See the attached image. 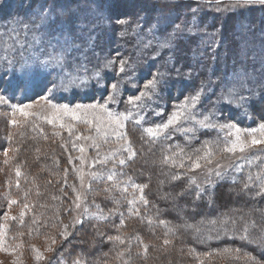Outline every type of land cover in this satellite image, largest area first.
Listing matches in <instances>:
<instances>
[{
	"label": "rangeland",
	"instance_id": "374dc122",
	"mask_svg": "<svg viewBox=\"0 0 264 264\" xmlns=\"http://www.w3.org/2000/svg\"><path fill=\"white\" fill-rule=\"evenodd\" d=\"M7 1L0 0V4ZM19 1L11 0L12 3H9V7L6 8L16 6ZM52 1L57 4V11L61 16L66 14L81 18L93 15L92 17L100 21L103 18L110 17L113 23H120L123 14L128 16L127 12H129L131 16L123 18L122 21L126 18L138 20L142 25L145 21L152 22L151 31L169 26L166 29H174L169 34L172 41L178 40L184 34L209 33L214 40L211 41V44H206L209 46L214 45L220 53L225 51V47H228L227 42L230 37L233 39L235 36V41L239 42L238 45H240L239 48L242 53L237 59V63L244 64L243 62L248 56V61H251V64L255 66L256 63L255 70L259 72L258 74L263 75L261 78L253 77L249 79L247 75L250 71L246 72L244 65L238 67L236 62L231 63L228 61L231 64L224 63V58L222 56V58L217 57L219 55L215 52L216 60L223 61L222 65L224 64L221 71L216 70L217 62H214V73L217 75L213 77V68L208 69L207 79L202 84L201 90L199 89L193 94L191 93L193 86L190 85L182 97L176 99L171 95L170 84L175 85L176 82L178 85V69L180 70V68L174 65L172 57H168L171 69L158 71V66L157 69L153 67L148 69V64L140 63V60L137 59L135 62L140 63L139 68L136 69L134 67L136 64L130 62L129 70L125 66L123 72L120 71L121 62H118L116 58H112L98 66L62 67V71H59V73L44 78L48 82L53 77V83L57 86L55 92H50L53 85L46 90L42 83L39 86L38 81L43 79V68L60 66L55 64L46 65L44 63L46 59L41 61L42 70L38 52L30 48V51L22 53L24 60L19 67L8 69V65L5 63V61L9 62L7 52L8 50L13 51L14 47H10V43L6 40L7 35H5L4 41L0 39V78L6 70L7 76L11 77L5 82L10 80L12 83L18 84L19 81L16 78L21 77L28 84L26 91L17 85L15 90L9 89L7 93L5 87L0 89V94L7 98L6 104H0L4 106V109L0 110V128L6 139L4 140L3 149H0V264H73L74 261H79V264H87L86 258L81 253H75L71 257H67L64 253L71 248L70 244H78L77 237L82 236L83 230H78L77 227L83 221L88 226L93 224L91 226L94 229L96 227L102 234L104 244L115 242L121 244L122 247L118 251L119 256L117 258L119 262H116V264H134L129 262L127 249L130 248L132 242V240H129L132 233L130 232L132 230L130 228L131 222H136L137 227L142 226L140 223H143V220L139 219L143 215L144 204L140 200L141 191L139 186L143 185L123 175V166L130 160L131 151H134L126 135L125 125L127 119H124V117L132 113L128 120L134 118L146 129L150 127L155 129L158 125L167 123L173 116H177L178 118L174 124L165 129L159 136L170 131L172 127L183 131L189 128L199 130L200 127L196 126L194 121L203 119L205 116L210 117V122L216 125L223 136L227 137V142L224 143L225 145H219L222 147L215 151L204 149L208 157L206 162L201 159L202 157L192 158L190 174L194 175L196 180L203 185L212 184L218 179L215 176L216 170L222 171L224 173L223 177L234 176V173L240 171L243 163L252 162L254 158H257L256 156L264 151L262 145L247 149L243 153L240 151L228 153L224 151V148L231 146L233 143H237L238 147L236 141L237 128L240 130L239 136L243 141H249L253 136L257 139H264V130L259 127L264 124V117H260L261 113L259 111H257L258 115L253 112L254 122L250 127H246L251 123V117H249L248 110L244 108L245 102L243 104L242 99L237 97V93L243 92L245 89L251 92L252 90L258 91L264 96V43L260 44L262 50L255 52L254 60L250 57L251 52H249L252 44L254 45L256 41L252 40L253 35L256 37V34H259L261 39L264 40V3H261L260 0L238 5L234 3V0H116V3L122 4L123 8L125 7L127 10L123 14L116 13L119 16L116 19L114 12L109 15V2L101 7L105 9L101 12L94 5H90L91 9L86 10L87 5L85 3H88V0H57L58 2L48 0L47 3L53 8L54 3ZM49 5L45 10H50ZM119 14L123 16L121 17ZM228 19L232 21L229 25L228 21L226 22ZM91 21L96 22L92 19ZM225 22L226 25H224ZM140 23L137 24L136 31H138ZM98 24L96 22L94 25L98 26ZM232 34L234 35L232 36ZM148 36L151 37L152 35ZM14 37L20 39L17 32H15ZM30 39L32 40V37ZM116 44H120V42L117 43L116 40L114 45ZM165 46L167 45L165 44ZM170 48L172 53L174 43L172 46L170 45ZM121 50L128 51L129 49L122 47ZM191 55L194 57V54ZM136 56H138V53H136ZM203 57L205 56L202 55L199 58L200 62L198 63L201 68L205 60ZM109 61H112L111 65H109ZM147 71L152 72L150 78L141 79L140 74L145 76ZM96 72L100 73L99 77L95 76ZM218 72H221V74H218ZM121 73L122 77L117 78L121 81L116 84L113 81V75ZM68 74L79 76L84 83L78 86L69 84ZM46 75L48 74L46 73ZM154 77L160 81L155 91H149L148 97L143 98L138 107L129 104V97L139 96L145 90V84ZM185 81H187L186 78ZM3 84L5 86V83ZM37 84L41 95L32 98L31 96ZM114 84L118 87L115 95H113L112 90ZM242 84L243 87H241ZM233 89L235 91L232 92V99L229 102L225 97ZM197 93L200 95L195 107H189L185 110L182 106L185 104L186 98ZM8 94L13 96L8 97ZM44 97H49V99H44ZM219 103L225 108L220 110ZM13 105L17 107L14 109ZM62 105H67L68 110L62 109L60 107ZM77 105H95L96 107L77 109ZM100 105L105 107L101 108ZM20 108H24V111L28 112L29 115L27 117L22 115L19 111ZM149 111V120L150 123H154L153 125L146 123L145 114H148ZM261 115H264V113ZM116 116H120L119 123L116 122ZM237 119L241 120L242 125L237 123ZM12 120H16L17 123H10ZM2 123L4 127H2ZM224 125L229 127H222ZM253 129H256V131L252 132ZM20 130L27 131L23 134L22 139L38 140L40 138V143L34 144L32 150L34 155L44 151L45 146L48 147L46 142L54 141L56 143L57 155L55 158L59 160L57 162L62 167L59 173L61 177H58V180H60L55 182L54 188H58L64 195L60 196L61 200L59 199L61 209L56 211V214H59V221L51 222L52 215L54 216L55 212L47 215V211L40 209L42 207V205L40 206V198L43 192L40 190L39 181L36 179L34 171H40L41 166L36 163L32 165L22 164L20 161L17 163L14 158L17 155L16 153L19 152V148H16L15 144L9 143L13 132ZM58 146H61L60 149ZM5 150H7V155H5ZM60 153L64 156V160L59 156ZM120 160H125V163L120 165ZM33 161L35 162L34 159ZM95 161L104 162L95 163ZM193 162H198L201 166L195 168ZM237 167H239V171ZM17 171H19V175H17ZM69 172L72 175L68 174ZM109 175L113 176L111 181L107 179ZM102 181L107 184L113 183L118 192L123 194V201L126 204L124 208L129 214L124 213L122 207H120L118 213V211H115L118 208L107 209L100 204L101 201L100 203L98 200L94 201V194L99 188V194L112 198L110 197V187L106 186L107 184L104 185L105 182ZM134 185L137 187H134ZM77 196L80 197L79 200H77ZM143 196L145 198L144 189ZM53 199L56 200L54 197ZM10 201H15V203H10ZM129 201L134 203L130 204ZM63 209H66L65 213H62ZM135 209L139 210V215L135 214ZM116 214L118 220L113 227L120 230L118 234L106 231L105 228L107 229L108 225L106 223L94 224L97 221H106L110 216ZM127 216H132L133 220L127 222ZM78 221H81V223H78ZM134 236L136 235L134 234ZM110 237H119L120 239H109ZM135 238L139 245L138 247L134 245L133 248L143 252L144 255L147 252L151 253V249L154 248L151 243L154 242L161 250H172L175 247L173 241L164 235H161L158 239H152L147 237L146 233L141 232L139 237L136 236ZM165 241L169 243H165ZM149 244L151 248H149ZM181 255H185L187 259L189 257L193 258L192 264H201L207 260L208 262L212 261L208 256L204 257L186 250ZM61 256H64L63 259ZM231 256L227 258L239 257L235 253H231ZM141 258L144 257L141 256ZM243 258H245L243 264H264V261L261 260H253L247 256Z\"/></svg>",
	"mask_w": 264,
	"mask_h": 264
},
{
	"label": "trees",
	"instance_id": "16d2710c",
	"mask_svg": "<svg viewBox=\"0 0 264 264\" xmlns=\"http://www.w3.org/2000/svg\"><path fill=\"white\" fill-rule=\"evenodd\" d=\"M47 1L20 0L16 6L11 8H6L9 7V3H12L11 0L0 4V39L4 41L5 35H7L6 40L10 43V47H14L13 51L8 50L7 52L9 62L5 61V63L8 65V69L20 66L24 60L22 53L30 51V44L32 45L31 48L39 54L40 66L42 65L41 61L48 59V54L55 51L56 53H63V67L98 66L108 59L116 58L118 62L126 61L127 70H129V63L132 62L136 64L134 65L136 69L139 68L140 63H146L149 65L148 69L158 66L159 71L161 69H171L168 62L170 56L174 65L180 68V70L178 69V85L175 81V85L170 84L171 95L179 99L190 85L193 86L191 92L193 94L197 90H201L202 84L207 79L208 69L213 68V71L211 70L213 77L217 75L214 73L216 62V70L221 71L224 65H222L223 61L224 63H237V59L242 54L239 48L240 45H238L239 42L235 41V36L233 39L230 37L227 42L228 47H225V51H221V49L220 53L214 45L209 46L206 44H211V41L214 40L209 33L184 34L178 40L172 41L169 34L174 29H166L169 26L165 28L160 26L161 28L151 31L150 26L153 23L149 21H145L142 25L138 20L127 18L123 20L125 23H113L110 17L103 18L100 21L92 17L93 15L81 18L66 14L61 16L57 11V4L52 1L54 3L52 8ZM87 2L85 3L87 5L86 10L91 9L90 5H94L98 11L102 12L105 9L101 7L109 2V15L112 12L115 14L127 12L122 4L116 3V0H88ZM48 5L50 10H45ZM127 13L128 16H131L129 12ZM123 15H120L123 16L121 21L123 18L128 17L126 14ZM117 18L119 16L116 14ZM91 19L99 23L98 26L94 25L96 22L91 21ZM226 22L228 25L232 23L230 19ZM226 22L224 25L227 24ZM138 23L141 25L136 31L135 28H137ZM123 28L125 29L123 30ZM14 31L18 33L20 39L14 37ZM149 31L151 32L149 33ZM148 35L152 36L149 37ZM30 37H32V40ZM33 37L40 42L35 43ZM116 40L120 44L114 45ZM252 40H256L254 45L251 42L252 48L249 51L251 52L250 57L253 58L255 52L262 50L260 44L264 43V40L261 39L259 34H256V37L253 35ZM172 42L174 43V49L171 53L172 49L170 48V50L169 47L172 46ZM52 45L55 46V49ZM122 47H125V49L127 47L129 50H121ZM135 52L138 53V56ZM215 52L219 55L217 57L222 56L224 58L222 62L216 60ZM191 54H194V57ZM202 55L205 56L203 57L205 60L201 68L198 63ZM137 59L140 60L139 64L135 62ZM250 62L247 56L243 62L244 64H237L238 67L244 65L246 72L250 71L247 78H261L263 75L260 76L259 72L255 70L256 63L254 66ZM55 68L42 69L43 79L38 81L39 86L42 83L47 90L53 85V77L48 82L44 78L62 71V67ZM151 73V71H147L145 76L140 74V77L141 79L150 78ZM7 74L5 70V74H1L0 78V89L5 87L6 93L9 89L15 90L17 85L10 80L5 82L11 77ZM218 74H221V72H218ZM121 75L122 73L113 75V81L116 84L120 83L121 79L117 78L122 77ZM185 78L187 81L184 82ZM3 83H5V86ZM181 83L182 85H180ZM39 89L37 84L31 96L32 98L41 95ZM12 96V94H8V97ZM237 97L243 98V104L245 102L244 108L248 110L249 117H251V123L246 127H250L254 122L253 112H256L257 115V111L261 114L264 113V96L258 91L252 90L251 92L245 89L243 92L237 93ZM219 108L221 110L225 106L220 104ZM3 109L4 106L0 105V110ZM147 113L145 114L146 123L153 125L154 123H150L149 120L150 111ZM261 114L260 117H264ZM237 123L242 125L240 119H237ZM2 127H4L3 123ZM125 129L135 156L123 166V175L146 186L144 187V195L148 201L147 204H143V215L139 217L141 221L143 220V223H140L142 226L137 227L136 222L130 224V228H132L130 232L132 233L129 240H132V242L130 248L127 249L130 263L192 264L193 258L189 257L187 259L185 255H181L184 254L185 250L212 259L211 262L207 260L201 264H243V260H245L243 257L245 256L253 260L264 261V194L260 193L261 187L264 186V151L256 156L257 158H254L251 163H243L240 171L234 173V176H224L218 178L212 184L203 185L196 180L194 175L190 174L192 158L202 157L201 159L206 162L208 157L205 150L215 151L222 147L219 145H225L227 137L223 136L218 128L200 127L199 130L194 128V131L189 133L172 127L170 131L162 136L151 137L145 131V127L137 123L134 118H131L127 119ZM26 132V130H20L12 134L9 144H15L16 148H19V152L16 151L17 155L14 158L17 163L20 161L22 164L32 165L36 163L41 166L40 171H34L36 179L39 181L40 190L43 192L40 198V206L42 205L40 209L47 211V215L55 212L54 216L52 215L51 222L59 221V214L57 215L56 211L61 209L60 196L63 194L54 186L55 182L60 180H58V177H61L59 173L62 166L58 163L59 160L55 158L57 155L56 143L54 141L46 142L48 147L45 146L44 151L34 155L32 152L34 144L40 143V138L38 140L22 139L23 134ZM4 135L0 128V149H3L4 140H6ZM60 147L58 146L59 149ZM19 155L22 157L20 158ZM59 156L63 160L65 159L61 153ZM181 165L183 166L181 167ZM174 176L178 178L174 180ZM249 177H251V180H249ZM27 179L29 178L27 177ZM106 184L105 182L104 185ZM246 184L249 185L247 188L245 187ZM111 185L114 184L111 183L106 186L110 187V197L112 198L99 194V188L94 194V201L98 200L99 203L101 201L100 204L107 209L118 208L115 210L118 213L120 207L125 211L126 204L123 201V194L118 192L115 185V187ZM201 188L204 189L203 192L200 191ZM48 199L50 201H47ZM65 210L63 209L62 213H65ZM124 213L129 214L126 211ZM131 217L127 216V222L133 220ZM117 220L118 215L116 214L110 216L106 221H97L94 224L106 223V225L108 224L107 229L105 228L106 231L118 234L120 230L113 227ZM161 221L164 223H161ZM224 221H227V223H223ZM89 225L83 221L77 227L78 230H83L82 236L77 237L78 244L69 243L71 248L64 252L67 257L74 256L75 253H81L86 258L87 264H116V262H119L117 258L119 256L118 251L122 247L121 244L117 242L104 244L102 234L96 227L94 229L91 226L93 224ZM189 225L191 227H188ZM139 232L146 233L147 237L152 239H158L161 235L167 236L173 241L175 247L172 250H161L154 242L151 243V246L154 247L151 249V253L147 252L144 255L143 252L133 248L134 245L135 247L139 245L135 238L136 236L139 237ZM245 236H247V239L242 238ZM149 248H151L150 244ZM231 253H235L239 257L227 258L231 256ZM141 256L144 258L142 259ZM63 257L61 256L62 259Z\"/></svg>",
	"mask_w": 264,
	"mask_h": 264
},
{
	"label": "snow or ice",
	"instance_id": "6c2138e0",
	"mask_svg": "<svg viewBox=\"0 0 264 264\" xmlns=\"http://www.w3.org/2000/svg\"><path fill=\"white\" fill-rule=\"evenodd\" d=\"M252 2H253V0H234V3L237 4V5L238 4H241V3H243V4H249V3H252ZM260 2L261 3H264V0H260ZM120 23H125V22L124 21H120ZM33 40L37 44L40 42L35 37H33ZM29 47L31 48L32 45L30 44ZM52 47H53V49H55V46L54 45H52ZM63 59H64V56H63V53L62 52L61 53H56L55 51H53V52H51V53L48 54V59L44 63L46 65H48V64H55V65H58L60 67H63L64 66L63 63H62ZM108 63H109V65H111L112 64V61H109ZM125 65H126V61H121V66H120V71L121 72L124 71ZM99 75H100L99 72H96L95 73V76L96 77H99ZM16 80L19 81V83L17 84V86L18 87H21L22 90L26 91L27 88H28L27 82L24 81L23 78H21V77H17ZM68 80H69V84H71L73 86H78V85H81V84L84 83V81L79 76H72L71 74H68ZM159 82L160 81L158 80V78H155V77L153 79L149 80L145 84V86H144L145 90L143 92H141V94L139 96L129 97L128 103L131 104V105H133V106L138 107L139 106V102L143 98L148 97L149 91H153V92L155 91L156 86H157V84ZM243 86L244 85L242 84L241 87H243ZM56 87L57 86L55 85V83H53V87H52V89H50V92H55ZM112 90H113V95H115L116 92L118 91L117 85H115V84L112 85ZM233 91H235V90L234 89L231 90L229 92V94L225 97L229 102H231L232 92ZM199 95L200 94L197 93L196 95H194L192 97L186 98L185 104L182 107L185 110L188 109L189 107H195L197 101L199 100ZM44 99H49V97H44ZM241 99H243V98H241ZM6 103H7V99L3 95H0V104H6ZM12 107L15 109L17 106L16 105H13ZM53 107H55V105H53ZM60 107L62 109H64L65 111L68 110V106L67 105H62ZM81 107H93L94 108L96 106L95 105H92V106H81V105H77L76 106L77 109H79ZM100 107L101 108H104L105 106L104 105H100ZM19 111L25 117H27L29 115L28 112H25L24 111V108H20ZM131 115H132V113H129L128 116L124 117V119L130 118ZM181 115H182V113H181ZM177 118H178L177 116H173L172 118L169 119V121L167 123H165L163 125H158L155 129H153L151 127L150 128H147L145 131L151 137H157L162 132H164L165 129L170 128L174 124V122H175V120ZM115 119H116V122L119 123L120 116H116ZM49 122H51V121H49ZM10 123L16 124L17 121L16 120H12V121H10ZM137 123H139V121H137ZM194 124L196 126L203 127V128H214V127H216L215 124H213V123L210 122V117H208V116H205L203 119H200V120H195L194 121ZM222 127H229V126L228 125H224ZM259 127H260L261 130H264V124H261ZM184 131L190 133V132H193L194 131V128L185 129ZM255 131H256V129H253L252 130V132H255ZM236 132L238 133V135L236 137V141L238 142V147H237V143H233L231 146H228V147H225L224 148V151L225 152L234 153L236 151H240L241 153H243L245 150L250 149V148H254V147L258 146V145L264 146V139H257V138H255L253 136V137H251V139L249 141H243V140L240 139V136H239L240 130L238 128L236 129ZM126 150L131 151L130 149H126ZM5 155H7V150H5ZM132 156H135V152L134 151H131V155L129 156V159H131ZM102 162H104V161H95V163H102ZM124 163H125V160H120L119 161V164L120 165H123ZM209 163H211V161H209ZM249 163H251V161H249ZM182 166L183 165H181V167ZM200 166L201 165L198 162H193V167L199 168ZM217 168H219V166H217ZM237 170L239 171V167H237ZM19 174H20L19 171H17V175H19ZM223 175H224V173L222 171H219V170H216L215 171V176L217 178H222ZM177 178L178 177H175V176L173 177L174 180L177 179ZM107 179L109 181H111L113 179V176L112 175H109L107 177ZM249 180H251V177H249ZM248 186H249L248 184L245 185L246 188ZM134 187H137V186L134 185ZM139 187H140V191H141L140 200H141L142 203L147 204L148 201L143 196V189L146 186H139ZM200 191L203 192L204 189L201 188ZM260 193L261 194H264V186L261 187ZM79 199H80V197L77 196V200H79ZM10 203H15V201H10ZM129 203L131 204V203H134V202L133 201H129ZM77 207H79V205H77ZM68 211H70V209H68ZM134 211H135V214L139 215V210L138 209H135ZM78 223H81V221H78ZM161 223H164V222L161 221ZM223 223L226 224L227 221H224ZM233 223H235V222L233 221ZM188 227H191V226L189 225ZM197 231H199V229H197ZM242 238L247 239V236L242 237ZM109 239L119 240L120 238L119 237H115V238L110 237ZM165 243H169V242L168 241H165ZM73 264H79V261H74Z\"/></svg>",
	"mask_w": 264,
	"mask_h": 264
}]
</instances>
